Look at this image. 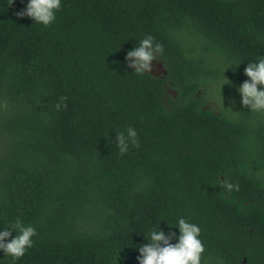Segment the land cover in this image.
I'll list each match as a JSON object with an SVG mask.
<instances>
[{
	"label": "trees",
	"instance_id": "1",
	"mask_svg": "<svg viewBox=\"0 0 264 264\" xmlns=\"http://www.w3.org/2000/svg\"><path fill=\"white\" fill-rule=\"evenodd\" d=\"M8 4L0 228L20 217L37 232L15 264H138L141 232L181 215L201 227L202 264H264V113L236 90L264 56V0H63L47 27L15 15L26 0ZM146 35L164 46L165 77L123 64ZM129 125L140 147L120 155Z\"/></svg>",
	"mask_w": 264,
	"mask_h": 264
},
{
	"label": "clouds",
	"instance_id": "2",
	"mask_svg": "<svg viewBox=\"0 0 264 264\" xmlns=\"http://www.w3.org/2000/svg\"><path fill=\"white\" fill-rule=\"evenodd\" d=\"M13 3L14 0H9L8 5ZM62 4L63 0H26L24 7L16 11L15 15L28 17L35 23L47 27L55 22L56 13L62 8ZM163 50L164 46L160 42L152 35H146L125 52L123 64L126 69L132 70V73L143 75L151 70L153 62L163 54ZM163 67L165 68L164 65ZM243 71L248 79L240 83L236 89L240 96V104L251 112L264 113V56L259 55L254 61H248ZM66 100V96L59 98L55 104L57 111L67 107L64 103ZM115 145L120 155L127 153L130 147L139 148L140 141L136 128L129 125L124 131L116 132ZM217 179L225 194L230 195L233 190L239 191V183L230 182L226 177ZM161 221L166 220L161 219L158 225H152L141 232L148 242L137 246L138 264H202L205 246L200 238V225L181 215L171 223L166 221L169 226L166 233L160 226ZM175 229H178V233ZM36 234V228L31 223H25L20 217L0 228V252H3V258L11 257L12 264H15L33 246L32 238ZM2 260L0 259V264ZM217 264H223L222 260H218Z\"/></svg>",
	"mask_w": 264,
	"mask_h": 264
},
{
	"label": "rangeland",
	"instance_id": "3",
	"mask_svg": "<svg viewBox=\"0 0 264 264\" xmlns=\"http://www.w3.org/2000/svg\"><path fill=\"white\" fill-rule=\"evenodd\" d=\"M163 63L160 62L159 60L154 61L153 62V66L151 68V70L149 72L153 73L154 75L158 76V75H162L163 70L165 69L163 67ZM221 84V83H220ZM217 85H211L209 86V89L211 91H214L213 89L216 87ZM218 98H216V96L214 95H208V106L209 107H214V108H218L220 109L223 105H224V101H219L217 100ZM235 105V104H234Z\"/></svg>",
	"mask_w": 264,
	"mask_h": 264
},
{
	"label": "flooded vegetation",
	"instance_id": "4",
	"mask_svg": "<svg viewBox=\"0 0 264 264\" xmlns=\"http://www.w3.org/2000/svg\"><path fill=\"white\" fill-rule=\"evenodd\" d=\"M163 72H164V70H163ZM163 72H162V74H163ZM153 74V73H152ZM159 76H161V77H165V76H163V75H158V77ZM247 263V261L246 260H244L243 262H242V264H246Z\"/></svg>",
	"mask_w": 264,
	"mask_h": 264
},
{
	"label": "bare ground",
	"instance_id": "5",
	"mask_svg": "<svg viewBox=\"0 0 264 264\" xmlns=\"http://www.w3.org/2000/svg\"><path fill=\"white\" fill-rule=\"evenodd\" d=\"M165 72H167L166 70H164V72H163V73H164V74H167V73H165Z\"/></svg>",
	"mask_w": 264,
	"mask_h": 264
},
{
	"label": "water",
	"instance_id": "6",
	"mask_svg": "<svg viewBox=\"0 0 264 264\" xmlns=\"http://www.w3.org/2000/svg\"><path fill=\"white\" fill-rule=\"evenodd\" d=\"M165 73H167V72H165Z\"/></svg>",
	"mask_w": 264,
	"mask_h": 264
}]
</instances>
